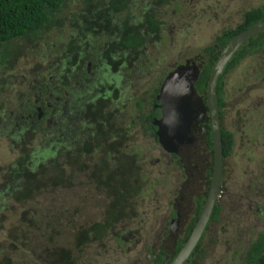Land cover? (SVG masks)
<instances>
[{
	"label": "rangeland",
	"instance_id": "1",
	"mask_svg": "<svg viewBox=\"0 0 264 264\" xmlns=\"http://www.w3.org/2000/svg\"><path fill=\"white\" fill-rule=\"evenodd\" d=\"M104 1L109 3L113 0H66L61 8L50 16L48 24L37 35L10 43L8 50L0 49L1 54L4 52L10 55V58L12 57L8 60V64L6 61L0 62V89L2 88L0 90V190L6 189L7 192L11 188L8 184L12 182L13 177L9 169L22 157L24 151L35 146L37 138L50 137L54 140L53 134H41L40 137L35 138L36 135L30 132L26 134L23 132L24 142L21 141V137L11 140L13 133H18L19 129L14 132V126H10L11 130H8V126L22 123L10 120L11 114L23 113L25 103L31 101L33 104L36 100L34 96L40 93V90L38 91L40 85H43L46 80L49 82V79L50 82L54 81L51 75L53 68L61 64L64 52L68 53L71 48L78 50V38L80 41L85 39L86 49L90 53L102 46L105 35L99 34L94 40L90 26L92 23L84 25L83 20L89 18V11L97 12V8L106 9L105 7L109 5ZM120 1L122 0L116 1L114 5H119ZM140 1L134 0L130 5L123 3V10L114 16L116 20L127 19L129 14L136 15L141 6ZM174 1L178 2L179 6L172 2L166 7L157 8L166 36L161 43L147 48L148 58L143 62L141 72L135 77L130 76L128 82H121L117 94L108 93L105 98L110 136L106 133L107 138L103 139V142L111 146L116 145L117 149L128 152L127 161H131L140 153L144 155V163L139 167L137 177L138 195L136 194L133 202L136 207L133 208L134 210L128 209L129 224L126 226L132 228L139 225L149 245L153 243L152 238L158 239L160 236L161 228L158 224H167L168 212L164 210L168 208L167 204L173 201V198L175 199L178 189H172V185L179 172L169 163L165 150L161 146L143 137L140 124L136 120L135 100L140 94L146 93L147 88L153 86L161 76L170 72L172 66L185 64L187 61V67L193 65L199 71L196 64H200L204 59L202 50L212 45L215 37L221 32L236 26L240 19L237 8L241 9L243 3V0ZM252 3L259 6L264 3V0H256ZM107 16L110 15L107 14ZM102 22L104 24L103 20ZM13 56L16 59L13 60ZM252 60V62L260 63L256 58ZM66 61H63L62 65L66 64ZM73 62L76 63V60ZM67 67L70 66L66 64L63 68L67 71ZM83 69L85 70V64ZM254 72L256 71L250 69L246 60L240 67L237 66L227 73L223 86L224 116L221 125L225 130L227 126H231L232 131L237 127L235 111L240 108L252 111V103L255 99L262 102L260 112L264 116L262 114L264 90L257 87L252 80L251 76H254L252 75ZM75 82L77 83V80H74L71 85L73 86ZM242 82L246 93L241 95L242 97H237ZM79 91L77 90V93ZM115 96L117 98L114 100ZM63 99L61 96L56 106L53 105L55 118L49 121L50 124H54L57 121L56 117L60 116L57 108L60 104L63 105ZM42 106L44 110H48V117L49 109L52 107ZM69 114L73 116L70 108ZM61 120L70 134L80 135L84 131L80 129L81 121L71 120L68 123L64 118ZM258 121L264 125V120ZM45 125L43 121L41 126ZM263 125L257 130L258 134L264 131ZM48 127L51 128L52 125ZM244 127H246L244 131H254L250 136L234 138L233 153L225 160L226 167L223 166L222 169L223 193L219 199L221 208L219 222L210 226L203 235L198 258L194 264H241L243 252L264 227V165L261 164L264 160V136H254L256 128L252 127V123L245 124ZM255 140H258V143ZM197 146L199 147L194 142L188 145L191 153L197 156L196 158L194 156L193 160L200 159L203 153V149H198ZM102 160L106 159L97 149L94 156L76 159L74 167L65 160L60 165L61 168L63 167L61 170L56 164L59 162L58 154L49 156L42 165L38 164L32 171L35 181L30 183L33 185V190L29 197L17 194L0 196V264H53L51 255L59 249H63L64 252L70 251L72 260H69V264H75V261L78 262L76 264H102L106 261L110 264H153L150 260L146 262L141 259L134 260V255L119 260L112 249L109 257L106 258L101 247L108 248L111 244L110 240L100 244L94 252H91V249H83V254L75 259L78 252H75L73 244L80 230L79 226L82 223L86 225L92 218L99 215L98 209L102 201L97 183L104 180L107 174L105 169L96 172L97 168L94 165L100 167ZM82 165L92 166V171L96 172L94 177L77 172L79 170L77 167ZM105 196H109V193ZM242 198L250 203V207L245 206L246 203L242 201ZM70 203L79 207V212L73 217L74 220L71 219L73 227L59 228L57 232L51 233L53 226H58L63 220L65 221L63 211L70 208L68 206ZM178 204L183 206L185 201L182 199ZM132 211H135V214ZM39 214L44 215L43 221H33ZM132 218L135 219V224L131 223ZM153 222L154 226L151 225ZM131 245V243H125L119 247L125 251L123 247Z\"/></svg>",
	"mask_w": 264,
	"mask_h": 264
},
{
	"label": "trees",
	"instance_id": "2",
	"mask_svg": "<svg viewBox=\"0 0 264 264\" xmlns=\"http://www.w3.org/2000/svg\"><path fill=\"white\" fill-rule=\"evenodd\" d=\"M66 0H0V49L8 50V47L11 45L10 43L16 42L20 39H24L28 36H35L38 32H40L45 26L48 24V21L50 20V16L54 13H56L62 6ZM88 1V0H85ZM110 1V0H107ZM118 0H113L111 2H106L108 4V7H105L106 9L99 10L96 9L97 12L89 11V18L86 20H83V24L86 23H95L99 21H104V24H106L108 27L107 32L100 33L101 35H105V42H107L109 47H100V49L95 52L96 50H93L91 53L88 52V49H86L85 45V39L83 41H80V38H78V50L76 48H71L68 50V53H63L64 57H62L61 64H57L55 68H53L52 76L54 77V81L48 82L47 80L44 82L43 85H40L38 88V91L40 90V93L38 92V96L42 99L41 101V109L43 111V117L40 119V121L36 120L37 112L35 111L36 105L31 101L25 103V109L23 113L18 114L17 112L11 114L10 120H17L21 124L17 125H9L8 130L10 126H14V132L19 129L18 133L11 136V140H15L17 137L21 139L22 142H24L23 138V132L26 134L27 132H30L31 134H35V138L40 137L39 135H54V140L50 137L47 139L37 138V142L35 146H32L31 148H28L26 151L23 152L22 157H20L18 160H16L15 164L11 166L9 169L11 173L12 182H10L8 185L11 187L8 192H6V189L4 191L0 190L2 194L0 196H3V193L8 194H17L19 196H25L28 197L31 195L32 192V186L30 183H32L34 180L32 171L36 168V166L42 165L44 160L48 158L49 156L58 154L59 156V162H57V167L62 170L61 164L66 160L69 164H71L73 167L75 166L76 159L80 158H89L90 156H94L97 149H99L103 144L100 140L102 137H98L102 134V126L104 125V118H102L103 114L107 113L106 107H105V101H103V98H106V95L110 92L104 91L102 92V100H95V98L91 100H83L82 99V111L83 115L77 117L75 116L74 120L72 121H81V128L82 131L80 135H75V137H72L67 140V142L63 141V137L66 135L60 136L61 133H63L64 128L62 127L64 124L62 121L59 122L61 126H53L51 128L47 127L45 125L44 127L41 126L42 122L46 120L47 112L44 111V108H42V105L44 104L43 99L47 98V94L53 95V96H61L64 91L66 93H69L72 95V90H70V86H72V82L74 81V78L71 79V76L74 74L80 73L81 76H84V69L83 66L86 62H90V57L94 54V52L97 54V56H101L102 54H105V56L108 55V57H112L111 52H108V48H118L122 51L125 50V53L130 55H137L138 53L144 54V58H148L146 55V50L149 46H154L158 43H161V40L157 39L158 36L164 37V24L163 22L159 23L157 22V19L155 17V14L148 15L147 9L145 10L144 14L139 15H132L129 14L127 19L124 21L116 20L114 16L117 15V13H120L121 10H123V3L133 4L132 1L134 0H122L119 5H114L115 2ZM154 0H149V2H153ZM158 2L159 7H166L167 5L174 2L175 5L179 6L178 2H175L174 0H155ZM128 5V6H129ZM151 8L152 7H148ZM153 10V9H152ZM152 10L150 12H152ZM103 11V12H101ZM109 14L110 16H107ZM113 14V15H111ZM141 18V19H140ZM264 20V3L263 5H259L256 8H252L247 12L244 17L243 21L237 25L234 29L222 33L220 36L215 37L213 40V44L204 48L202 50L204 59L200 62V64H196L197 67H199V71L197 72V79L193 84V88L196 91L197 94L203 95L204 97V91L206 87V82L208 75L210 73V70L219 54V51L221 48L225 45L227 40H229L232 36L235 34L245 30L246 28H249L253 26L254 24H257ZM148 22V27L144 28V24ZM91 26V25H90ZM123 28L125 31L121 33V30L119 28ZM160 27V28H159ZM159 34H158V33ZM99 35V34H97ZM264 37V33L260 36L254 37L252 40L248 41L243 45L239 50L234 54L228 63L224 66L219 81L217 83L215 94H216V105L218 111L222 109V113L219 114L220 119H223L224 112H223V99H222V85H223V76L227 74V72L231 71L235 65H237L239 58L243 55H247V49L250 43H256L262 44V37ZM10 48V47H9ZM146 49V50H145ZM86 53V54H84ZM84 54V55H83ZM124 52H120L117 54V56H122ZM67 55V57H66ZM94 56V55H93ZM136 57V56H135ZM12 58V57H11ZM10 55L7 53L0 52V62L3 63L6 61V64H8V60L11 59ZM16 59V57L13 56V60ZM76 63L73 62V60H76ZM94 59V58H93ZM143 59V58H142ZM66 61V64H68L70 67H67L68 69L65 74H63V67L62 65ZM63 62V63H62ZM4 65V64H3ZM105 65V64H103ZM110 66V65H108ZM141 66V64H140ZM129 70H133L134 68L129 65ZM140 70V68H138ZM138 73L137 69L131 73L130 71H126L125 74L135 77ZM65 78V81L63 84H59V80H63L61 78ZM111 77V76H109ZM1 82L4 83V81L1 80ZM110 83H113L112 81H109ZM161 81L155 82L153 86L147 88L146 93L140 94V96L135 100V106H136V120L139 122V127L141 129V133L144 138L151 139L153 143L160 146L157 142V138L155 136V126H153V118L158 116V111L153 109L152 106L154 104H157V101L155 100V96L158 92L159 86ZM73 87V86H72ZM2 90V88L0 89ZM63 91V92H62ZM89 92V91H88ZM79 93V92H78ZM80 94V93H79ZM76 94L75 97L77 98L81 96V94ZM100 96V95H99ZM84 98H86V94L83 95ZM204 100V99H203ZM64 102V99H63ZM62 102V103H63ZM73 103L71 102V105ZM69 105V104H68ZM40 106V105H39ZM60 107V106H58ZM112 109V108H111ZM110 109V110H111ZM48 111V110H47ZM50 111V110H49ZM98 111V114H97ZM220 112V111H219ZM58 113V112H57ZM59 114V113H58ZM27 115L30 116V118L27 117ZM77 115V114H76ZM138 115V116H137ZM49 116V115H48ZM15 118V119H14ZM48 118V117H47ZM77 119V120H75ZM57 122V121H56ZM233 126V124H232ZM231 126H227L226 131L220 129L221 133V143H222V155L223 158L227 159L230 158V156L233 153L231 145L234 144V136H238L239 134L237 132H240V130H231ZM71 136L70 132L67 133ZM81 137V142H78V138ZM234 137V138H233ZM208 148L209 151H211V145L210 140L208 139ZM162 148V147H161ZM116 152V153H113ZM119 152H124V150L116 151L115 147L110 152L112 157V164L109 165L107 158L110 156L109 153H107L108 157L104 158L105 162H102L103 166L100 168L99 166H96L97 170L101 171L102 169L106 170V176L105 179L102 180L100 183H97L99 185L98 190L100 191L99 195L101 197V206L99 210H103V212L106 210L105 208H108L109 211H106L105 217L102 212V216L98 215V217L92 218L90 222H87L86 225L82 223L79 227L80 230L75 238V244H73V248L75 252L77 253V258L79 255V252L82 250L83 245L89 240V239H96L99 240L102 235L106 232V228L109 226V222L107 219L112 218V222L116 221L118 216L114 215L117 214V212H120V208L127 209H133L135 206L133 205V202L136 199L137 194V176L135 177V167L136 163L131 159V161L124 162L122 158L118 157ZM222 158V159H223ZM88 160V159H87ZM81 167H84L82 165ZM78 169H80L78 167ZM80 171V170H79ZM64 172V171H63ZM96 173H92L91 176L94 177ZM126 176H128V183H126L127 188L124 193H120L122 191V183L121 180L124 181ZM97 177V176H96ZM120 179V180H119ZM62 182V181H61ZM61 182H57L60 183ZM106 193H109V196H105ZM127 193V194H126ZM138 195V194H137ZM109 197V199H108ZM72 200V199H70ZM203 197L200 198L197 205V216L199 214V211L201 209ZM68 206L70 208L65 209L63 212H65V221L58 226H53L51 233L57 232V229L59 228H66L71 229L73 227L72 220L74 215L79 212V207L77 205L74 206V203H70ZM98 210V212H99ZM220 207L215 205L210 222H217L218 216L220 215ZM97 213V212H96ZM100 213V212H99ZM33 217H35L34 213ZM44 214H47L44 212ZM48 215V214H47ZM113 215V217H112ZM196 216V217H197ZM44 215L38 216V218H34L33 221L36 220V222L43 221ZM52 219V218H51ZM72 219V220H71ZM114 220V221H113ZM55 221V220H53ZM36 226V223H34ZM61 226V227H59ZM37 227V226H36ZM44 229V227H43ZM45 230V229H44ZM189 231L186 230V233L183 235L182 240L178 241L176 244L177 249L176 251L181 247L182 242L186 239ZM88 239V240H87ZM198 245V244H197ZM162 252V251H161ZM163 253V252H162ZM174 253V254H175ZM243 257L241 259V264H264V227L261 231H259L255 239L252 240L245 251L243 252ZM51 261L53 264H69V260H72L70 258V251L66 250L64 252L63 249H59L58 252H54L51 255ZM173 257V255H172ZM73 261H75L73 259ZM160 261V259H157V263ZM78 263L75 261V264ZM48 264V263H47Z\"/></svg>",
	"mask_w": 264,
	"mask_h": 264
},
{
	"label": "flooded vegetation",
	"instance_id": "3",
	"mask_svg": "<svg viewBox=\"0 0 264 264\" xmlns=\"http://www.w3.org/2000/svg\"><path fill=\"white\" fill-rule=\"evenodd\" d=\"M140 2H141V6L137 12V15L144 14L145 10L147 9L148 15L155 14L157 22L161 23V20L159 19L160 18L159 13L157 10V8L159 7L158 2L155 0L153 2H149V0H141ZM252 2L255 3L256 0H243L242 6H241L242 10L240 9V7L237 8V10L240 14V19H239L238 23H236V26L232 27L231 29H227V30L221 32V34L224 32L230 31V30L234 29L235 27H237V25L243 21L244 15L247 12H249V10H251L252 8L257 7L255 5H253ZM260 5H263V3ZM148 7H152L153 10L151 8H148ZM217 8L220 9L219 6H217ZM151 10H152V12H150ZM221 11H223V10H221ZM124 20H126V19L123 18L122 21H124ZM120 21H121V18H120ZM254 25H256V24H254ZM107 27L108 26L104 25L102 21H101V23L100 22L93 23L91 25V32L94 36V40L96 39L97 34H100V33L105 34L108 30ZM144 28L149 29L148 22H146L144 24ZM119 29L121 30V33H123L125 31L121 27ZM163 31H164V35H166L165 28H163ZM263 33H264V31L261 32L260 34L256 35V36H260ZM256 36H254V37H256ZM164 37L158 36L157 39L161 40V38H164ZM253 38H251L250 40H252ZM250 40H248V41H250ZM245 43L243 45H245ZM103 47H109L107 42L103 43ZM223 47L221 48V50L223 49ZM107 50H108V52L109 51L111 52L112 57L115 56L113 59H111V57H108V55L105 56V54H102L101 56H97V54L95 53L97 51H95L93 54L94 56L92 55V57H90V59H91L90 62L85 63V70H84L85 74H84V76H81L80 73L74 74L73 76H71L70 80H72V78H75V75H76V79H74V80H77V83L75 82L73 84V87L70 88V90H72V93H73L72 95L70 94V92L66 93V91H64V92L62 91L63 94L61 96H63L64 102H63V105L60 104V107L57 108V112L59 113L60 116L58 118L56 117L57 122H54V124L53 123L50 124L49 121H52L55 118L54 117L55 115L53 114L54 110H55L53 105L56 106L57 102L60 101L61 96L55 97L53 95H49V93H48L47 98L43 99L44 104L46 105V108L52 107L49 109L50 110V112L48 114L49 119L47 118L48 120L47 119L45 120L47 127H48V125L61 126L59 124V122L62 121L61 120L62 118L66 119V121L69 123V122H71V120H74L75 116L79 117V116L83 115L82 110L85 108L82 109V102H81L82 99L87 100V101L91 100L93 98H95L96 101H97V99L102 100L103 97L101 94L104 91L105 92L109 91L112 94L113 93L117 94L118 93L117 90H118V88H120L121 82H128L129 75L125 74L126 71H130L131 73H133L136 69L138 72H141V70L143 69V66H144L143 62L146 59V58H144L145 57L144 54L138 53L137 55H130L129 56L127 53H125V50L122 51L118 48H113V47L108 48ZM221 50L219 51V53L221 52ZM120 52H124V54L119 57V56H117V54ZM255 58L258 59V61H260V63L252 62L253 61L252 59H255ZM246 60H247V63L250 65V69L253 71L254 70L256 71L252 74L254 76H251L252 80L255 81V84L257 85V87L259 86V87L263 88V90H264V37H262V44L261 45L260 44L257 45L256 43L255 44L254 43L249 44L248 49H247V55H243L242 57H240L237 65H235V67H237V66L240 67L241 63L246 61ZM76 61H77V59H76ZM186 62H185V64L172 66V68L170 69V72L165 73L163 76H161V78L159 80H157V81H161L158 91L160 90V88L163 84V81L169 75H171L176 70L181 71L180 68H182L184 66L187 67ZM103 64H105V65H103ZM140 64H141V66H140ZM108 65H110V66H108ZM129 65L131 67H133L134 69L129 70V68H128ZM138 68H140V70H138ZM198 69H200V68L198 67ZM62 71H63V74L68 72L65 70V68H63ZM229 72H227V73H229ZM226 75L223 76V81H222L223 82L222 99L224 98L223 86L225 83ZM109 76H111V77H109ZM61 79H63V80H61V81L59 80L58 81L59 84H63V82L65 81L64 76ZM49 81H50V79H49ZM109 81H112L113 83H110ZM218 81H219V79H218ZM249 88L251 89V87H249ZM245 89L246 88L244 87V83L242 82V85L240 87V93L237 94V97H239V96L242 97L241 95L246 93V92H244ZM77 90H80L79 93L81 94V96H79L77 98H73L76 96V94H79V93H77ZM194 92H195V95L200 97L201 100L204 99L205 91H204V97H203V95L197 94L195 90H194ZM235 93H237V92H235ZM84 94H86V96H87L86 98L83 97ZM34 97L36 98V100L34 101V104L36 105L35 111L37 112L36 120L40 121V119L43 117V111L41 109L42 99L39 96H34ZM53 97H55V98H53ZM116 98H117V96H115L114 100ZM263 100H264V97H263ZM103 101H105L104 98H103ZM71 102L73 103L72 105H71ZM202 102L204 103L205 101L202 100ZM261 104H262V102H260L259 99H255L254 102L252 103V111H250V109H243V108H240V109L235 111V115L237 117V119L235 120L237 127L235 129L240 130V132H237L239 135L234 136V137L242 138V137L250 136V134H252L253 133L252 131H254V130L244 131V129L246 128L244 126H245V124L249 125L251 123H252V127L256 128V133H254V136H264V131L262 133H259V134L257 132V130L260 128V126L263 125L258 120H260V119L264 120V116H262L261 112H260V109H261L260 105ZM216 107H217V105H216ZM69 108L73 111V116H71L69 114ZM152 108L158 111V109L156 108V104H154L152 106ZM44 111L47 112V109H45ZM219 111L217 109L219 129L226 131L225 128H223V126H221L223 119H220L222 117L219 116V114L222 113V109ZM262 111H263L262 114L264 115V108H262ZM97 114H98V111H97ZM106 115H107L106 113L102 115L103 116L102 118L105 119L104 120L105 126H102V128H103L102 134L98 136V137H102V138H100V140H101L103 145L98 150L100 153L103 154V158H107L108 157L107 153L110 154V152L114 149V147H115V150L117 152L121 151V149L119 150L116 148V145L111 146V145L103 142L104 141L103 139H106L107 138L106 136L108 134V127H107L108 117ZM158 116H159V111H158ZM158 116H156V117H158ZM27 117L30 118L29 115H27ZM205 117L206 118L208 117L207 113L205 114ZM155 118H153V120ZM75 120H77V119H75ZM203 125L204 124H194V128L192 130H190L191 136L194 137V140H192V141L199 145V147L197 146L198 149L199 148L203 149L202 150L203 153H202L201 158L196 159L198 161L193 160V157L195 156V158H196L197 156L194 153H191V151L188 149V145L184 146L183 149L176 150L173 153H171V152L167 153L166 151H164L165 155L169 159V163L178 169L179 173L174 178L173 185H172V189H175V190L178 189V190L176 191L175 199L173 198V201H171L170 203L167 204L168 208L166 210H164L165 212H168L167 213V218H168L167 224L166 223L158 224V225H160V228H161V233H160V236L158 237V239L152 238L153 239L152 245L147 244V241L144 239V236L142 235V232L140 231L139 225L134 226L132 228L126 226L129 224V215L127 214L128 209L125 208L123 210V208H120V212H117V214H114V215L118 216L117 218L119 219V221H121L120 224H119L118 219L116 221L113 220L114 223L112 222V218L107 219L109 222V226L106 228V232L102 235V237L99 240H96V239H89L88 240L87 239L88 241L85 243V245H83L82 250L83 249H91V252H94V250L96 248L100 247V244H103L105 241L110 240L111 244L109 245L108 248L104 247V246L101 247V249L104 250L103 251L104 255L106 254V258L109 257V252H111V249H112V251H115V253L117 254V258L119 260H122L123 257L126 258L127 256L129 257V255H134V258H133L134 260H140L141 259L142 261H145V262L147 260H150V262H152L153 264H171L172 263L174 258L180 252V250L183 247L184 243L186 242L187 238L189 237V234H190L192 228L194 227V225H195V223H196V221L200 215V212H201V209L203 206V202L205 200V197H206V194H207V191L209 188V181L211 178V171H212V155H211V151H209V148H208V145H209L208 139L210 140V134H209L210 132H209V130H206V133H207L206 135L204 133H202ZM206 125L207 126L209 125L208 120H207ZM62 127L64 128V131H63V133L60 134V136L66 135L65 137H63L64 142H67L68 139L75 137V135H76L75 133H71V136L69 134H67V133H69V130L67 129V127L65 125H63ZM263 127H264V125H263ZM108 136H110V134H108ZM80 138L81 137L78 138L77 143L81 142ZM255 142L258 143V140H255ZM188 144L191 145L190 142H188ZM210 145H211V141H210ZM231 147H232V150H234V144H232ZM211 149H212V146H211ZM113 153H116V152H113ZM127 153L128 152H126V151L119 152L118 157L122 158L123 161L126 162L127 158H128ZM95 154H96V152H95ZM222 158H223V155H222ZM107 160H109L108 164L111 165L112 161H113L111 154ZM225 160H226V158L225 159L223 158L221 161L220 182H219V186H218L217 202L215 204L218 207H220L219 206V199L223 193V190L221 189V181H222L221 175L223 174V170H222L223 166H224V168L226 167L225 166ZM133 161L136 163L134 175H135V177L136 176L138 177L139 167H141L142 164L144 163V155L142 153H140L139 155H136L135 158L133 159ZM102 162H105V161L102 160ZM102 162H100V168L103 166ZM261 164L264 165V160H263V162H261ZM94 166L96 167V165H94ZM79 168H80L79 169L80 171L77 170V172H80V173L87 175V176L88 175L91 176L92 173H96V172L100 171V170L99 171L97 170L96 172L92 171V166H90V167L79 166ZM77 169H78V167H77ZM105 172H106V170H105ZM128 182H129L128 176H126L124 181L121 180L122 185H124V186H122V191H124V192L126 191V188H127L126 183H128ZM5 194L7 195L8 193H3V195H5ZM201 197H203V201H202L201 209H200L199 214L197 216V205H198V201L200 200ZM182 199L185 201V205H183V206L178 204L179 201H181ZM242 201H245L246 207H250V203L247 200L242 198ZM215 205H214V207H215ZM164 208H165V206H164ZM105 209L106 210L104 212H103V210L101 211V209L100 210L98 209L100 212L99 217H100V215L102 216V212H103V215L105 217L106 211H109L108 208H105ZM132 210H134V209H132ZM185 212H187V214ZM220 212H221V210H220ZM132 213L135 214V211H132ZM99 217L97 218L98 220H99ZM112 217H113V215H112ZM210 218H211V216H210ZM126 221H128V222H126ZM134 221H135V219L132 218L131 223L135 224ZM218 222H219V216H218V221L216 223L210 222V219H209L208 223L206 224L205 230L203 231V233H202V235H201V237L197 243L198 245L196 244L193 252L187 258L185 264H194L196 262V260L198 258V251L201 248V242L203 240V235L209 229L210 226L217 224ZM151 225L154 226V222ZM187 229H188L189 233H188L186 239L182 242L181 247L175 253V250L177 249L176 243L178 241L182 240V237L186 233ZM125 243H131L132 245L130 247H123L125 249V251H123L122 248L119 246L123 245ZM112 246H113V248H111ZM115 246H116V248H115ZM82 250L79 252L78 257H80L83 254ZM99 254L100 253H98V255ZM172 255H173V257H172ZM115 257H116V255H115ZM157 259H160V261L158 263H157ZM102 264H110V262L106 261V263H102ZM122 264H125V263H122Z\"/></svg>",
	"mask_w": 264,
	"mask_h": 264
},
{
	"label": "water",
	"instance_id": "4",
	"mask_svg": "<svg viewBox=\"0 0 264 264\" xmlns=\"http://www.w3.org/2000/svg\"><path fill=\"white\" fill-rule=\"evenodd\" d=\"M264 31V20L232 36L218 54L207 78L204 103L195 95L193 84L197 79L198 70L195 66L182 67L169 75L158 91L155 100L159 116L152 124L155 126L157 142L167 153L183 149L194 140L190 130L194 124H204L202 133L209 130L211 141L212 171L209 188L203 202L200 215L192 228L189 237L171 264H185L193 252L217 202L220 182L222 143L218 125L215 89L219 76L230 58L248 40ZM187 68V69H186ZM207 113V118L205 114ZM194 115V116H193ZM197 123L191 124V117ZM208 120V126L206 125ZM209 128V129H208Z\"/></svg>",
	"mask_w": 264,
	"mask_h": 264
},
{
	"label": "bare ground",
	"instance_id": "5",
	"mask_svg": "<svg viewBox=\"0 0 264 264\" xmlns=\"http://www.w3.org/2000/svg\"><path fill=\"white\" fill-rule=\"evenodd\" d=\"M193 116L191 117V119H192L191 124L197 123V121L193 118Z\"/></svg>",
	"mask_w": 264,
	"mask_h": 264
}]
</instances>
